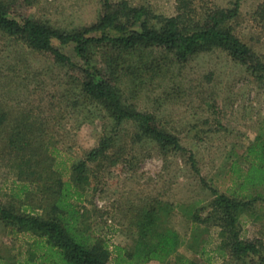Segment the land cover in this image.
I'll list each match as a JSON object with an SVG mask.
<instances>
[{"label": "rangeland", "instance_id": "1", "mask_svg": "<svg viewBox=\"0 0 264 264\" xmlns=\"http://www.w3.org/2000/svg\"><path fill=\"white\" fill-rule=\"evenodd\" d=\"M126 1L164 16L176 12L175 0ZM205 1L209 6L230 8L236 0ZM262 2L240 0V15L232 26L244 43L264 57V29L253 20ZM102 5L103 0H33L29 15L71 33L96 23ZM53 44L79 61L73 44L62 45L57 40ZM145 55L149 61L160 63L162 70L143 72V83H138L132 93L124 77V95L130 106L154 115L165 132L177 136L185 151L164 154L154 141L134 142L135 124L126 122L116 127L106 112L88 104L80 95L76 73L50 54L35 51L2 31L0 110L9 114L8 127L15 122L13 118L22 115L48 129L47 139L58 149L55 166L64 178L69 177L72 163L86 158L117 129L110 149L117 162H90V183L77 202L93 235L105 239L110 249L133 244L123 227V210L166 202L172 206L171 225L181 237L180 253L200 264H233L216 252V228L207 227L203 232L202 226L196 232V253L188 250L187 244L193 240L191 217L198 211L205 216L202 208L214 199L211 188L227 193L238 187L234 181L247 168L244 157L248 146L257 137L264 138V79L252 75L220 49L202 53L184 64L176 63L172 55L159 48L145 50ZM77 98L79 103L74 106ZM8 127L0 139L6 137ZM190 155L195 158L196 169ZM22 186L16 170L0 156V202L18 205L25 198ZM259 190L264 195V188ZM33 192L26 203L37 204L40 196ZM240 222L242 238L262 239L264 254V200L243 214ZM32 241V235L12 234L0 223V264L24 260Z\"/></svg>", "mask_w": 264, "mask_h": 264}, {"label": "trees", "instance_id": "2", "mask_svg": "<svg viewBox=\"0 0 264 264\" xmlns=\"http://www.w3.org/2000/svg\"><path fill=\"white\" fill-rule=\"evenodd\" d=\"M175 3V14L164 16L126 0H103L96 23L69 33L33 20L29 15L33 0H0V31L35 51L50 54L57 63L76 73L80 95L88 104L106 112L116 127L126 122L135 124L134 142L147 139L154 141L164 154L178 153L185 151L179 138L165 132L154 115L130 106L124 95V77L132 93L138 83H143V72L162 70L160 63L147 59L145 50L162 49L176 63L184 64L202 53L220 49L259 79H264V57L233 30L232 24L240 15V0L230 8L209 6L205 0ZM253 20L264 29V2L256 8ZM54 40L62 45L73 44L79 61L56 48ZM77 100L74 106L78 105ZM13 119L15 122L8 127L9 114L0 110V135L8 127L6 137L0 139V156L16 170L25 198L18 205L0 202V223L12 234L28 233L33 237L24 260L13 264H200L179 252L181 237L171 225L172 206L166 202L123 210V227L133 242L130 247L115 245L110 249L105 239L93 235L77 202L90 183L89 163L117 162L110 154L117 129L86 158L72 163L69 177L64 178L55 166L58 149L47 139L48 129L27 116ZM244 159L247 168L234 181L238 187L227 193L211 188L214 199L202 208L205 216L199 211L192 213L193 240L187 248L196 253V232L202 226L203 232L216 228V252L220 257L233 264H264L263 240L243 239L240 222L243 214L264 200L259 190L264 188V138L259 136L248 146ZM189 160L196 169L194 156L190 155ZM33 191L40 196L37 204L26 203Z\"/></svg>", "mask_w": 264, "mask_h": 264}]
</instances>
